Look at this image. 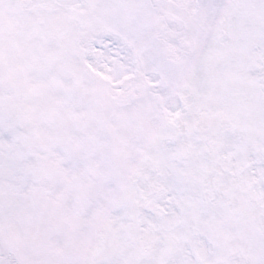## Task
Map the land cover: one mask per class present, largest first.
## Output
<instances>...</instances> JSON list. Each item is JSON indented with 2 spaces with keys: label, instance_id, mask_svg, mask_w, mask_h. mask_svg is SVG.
Masks as SVG:
<instances>
[{
  "label": "snow or ice",
  "instance_id": "obj_1",
  "mask_svg": "<svg viewBox=\"0 0 264 264\" xmlns=\"http://www.w3.org/2000/svg\"><path fill=\"white\" fill-rule=\"evenodd\" d=\"M0 264H264V0H0Z\"/></svg>",
  "mask_w": 264,
  "mask_h": 264
}]
</instances>
